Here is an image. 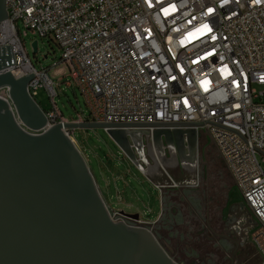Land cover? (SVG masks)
I'll list each match as a JSON object with an SVG mask.
<instances>
[{"label":"built area","instance_id":"obj_1","mask_svg":"<svg viewBox=\"0 0 264 264\" xmlns=\"http://www.w3.org/2000/svg\"><path fill=\"white\" fill-rule=\"evenodd\" d=\"M6 6L0 46L11 45L14 63L0 72L34 73L29 92L36 99L47 88L54 105L46 112L48 127L69 120L54 101L49 69L30 59L21 24L57 44L60 63L87 97L89 115L74 121L203 122L196 128L207 131L231 172L251 214L256 264H264L258 158L264 156V0H6ZM0 96L9 100L8 87ZM146 223L139 216L130 224L153 228Z\"/></svg>","mask_w":264,"mask_h":264},{"label":"water","instance_id":"obj_2","mask_svg":"<svg viewBox=\"0 0 264 264\" xmlns=\"http://www.w3.org/2000/svg\"><path fill=\"white\" fill-rule=\"evenodd\" d=\"M7 16L0 0V23ZM32 46L37 52L38 41ZM12 63L11 45L0 46V70ZM34 77L0 72V88L9 95L0 96V264H181L153 228L116 221L139 215H117L106 203L65 130L103 128L133 160V143L144 134L160 151L175 146L181 162L192 165L201 135L196 127L204 123L72 120L48 127L46 111L29 92Z\"/></svg>","mask_w":264,"mask_h":264},{"label":"rangeland","instance_id":"obj_3","mask_svg":"<svg viewBox=\"0 0 264 264\" xmlns=\"http://www.w3.org/2000/svg\"><path fill=\"white\" fill-rule=\"evenodd\" d=\"M21 28L33 64L38 69H49L57 92L54 101L64 118L72 121L79 114L86 118L90 112L87 97L75 84L67 65L60 63V48L22 24ZM35 40L38 41L37 52L32 46ZM36 100L47 110L54 106L47 88H40ZM69 132L93 172L106 203L117 215L123 211L149 220L151 223L145 225L153 227L162 246L176 261L181 264L259 262L258 252L250 239L251 214L241 206L244 198L206 130L201 131L197 158L192 166L182 163L176 152L166 145L158 150L144 134L140 145L133 143L136 154V160H133L103 128L70 129ZM151 148H155L162 158L176 161L151 170L155 165ZM263 157L258 153L264 166ZM123 159L128 162L124 163ZM106 161L123 174L122 178H112L109 188L101 176ZM189 181L197 185H190ZM153 183L164 185L161 190L163 201ZM120 217H115L116 221L122 220Z\"/></svg>","mask_w":264,"mask_h":264},{"label":"crops","instance_id":"obj_4","mask_svg":"<svg viewBox=\"0 0 264 264\" xmlns=\"http://www.w3.org/2000/svg\"><path fill=\"white\" fill-rule=\"evenodd\" d=\"M123 161H124V163L128 162L126 159H123ZM104 164L106 165V167L105 168H101V176H102V178L106 182V188H109V187H111V179L112 178H114V179L122 178L123 177V174H121L120 171H118L111 164H109L108 161L104 162ZM124 184H125V186H128L126 180H124ZM153 185L156 187V189L159 190V188L156 186V184L153 183ZM159 192H160L161 201H163V199H162V193H161L160 190H159ZM103 194L105 195L104 191H103ZM162 206H163V204H162ZM161 212H162V210H161ZM161 212H160V214H161Z\"/></svg>","mask_w":264,"mask_h":264},{"label":"bare ground","instance_id":"obj_5","mask_svg":"<svg viewBox=\"0 0 264 264\" xmlns=\"http://www.w3.org/2000/svg\"><path fill=\"white\" fill-rule=\"evenodd\" d=\"M151 152L153 154V158L155 159V165L153 166V168H151V170H156L158 167H163L165 165H171V163H169V162L176 161L174 158H170V159H165L164 157L162 158V156H159V154L156 152L155 148H151ZM190 166H192V165H190Z\"/></svg>","mask_w":264,"mask_h":264},{"label":"flooded vegetation","instance_id":"obj_6","mask_svg":"<svg viewBox=\"0 0 264 264\" xmlns=\"http://www.w3.org/2000/svg\"><path fill=\"white\" fill-rule=\"evenodd\" d=\"M139 138H140V137H139ZM137 143L140 145V139H137ZM167 148H169V150H171V151L176 152V154L178 155L175 146H171V147L167 146ZM187 166H190V165L187 164ZM197 206H199V205H197ZM175 217H176V216H174V218H175ZM120 219H122V220H124V221H126V222H128V223H131V220H132V219H129V218H126V217H120Z\"/></svg>","mask_w":264,"mask_h":264},{"label":"trees","instance_id":"obj_7","mask_svg":"<svg viewBox=\"0 0 264 264\" xmlns=\"http://www.w3.org/2000/svg\"><path fill=\"white\" fill-rule=\"evenodd\" d=\"M38 102V101H37ZM40 104V103H39ZM41 105V104H40ZM41 107L46 111V112H48L49 110H47V108L45 107H43L42 105H41ZM75 120V119H74Z\"/></svg>","mask_w":264,"mask_h":264}]
</instances>
